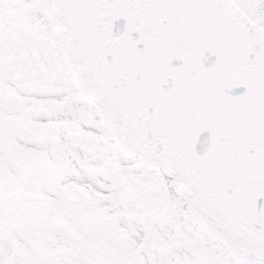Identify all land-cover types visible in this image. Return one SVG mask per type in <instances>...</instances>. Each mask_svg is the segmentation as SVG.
<instances>
[{
    "label": "snow or ice",
    "instance_id": "6c2138e0",
    "mask_svg": "<svg viewBox=\"0 0 264 264\" xmlns=\"http://www.w3.org/2000/svg\"><path fill=\"white\" fill-rule=\"evenodd\" d=\"M0 264H264V0H0Z\"/></svg>",
    "mask_w": 264,
    "mask_h": 264
}]
</instances>
